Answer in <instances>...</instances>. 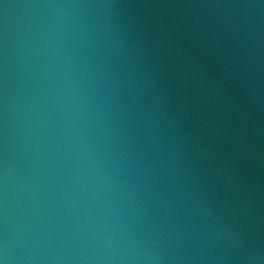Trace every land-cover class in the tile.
Wrapping results in <instances>:
<instances>
[{
    "label": "water",
    "instance_id": "95a60500",
    "mask_svg": "<svg viewBox=\"0 0 264 264\" xmlns=\"http://www.w3.org/2000/svg\"><path fill=\"white\" fill-rule=\"evenodd\" d=\"M0 264H264V0H0Z\"/></svg>",
    "mask_w": 264,
    "mask_h": 264
}]
</instances>
